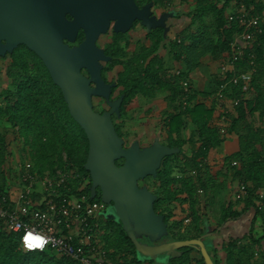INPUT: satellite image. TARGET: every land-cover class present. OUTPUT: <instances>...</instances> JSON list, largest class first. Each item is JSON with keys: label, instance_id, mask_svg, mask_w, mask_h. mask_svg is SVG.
Listing matches in <instances>:
<instances>
[{"label": "trees", "instance_id": "1", "mask_svg": "<svg viewBox=\"0 0 264 264\" xmlns=\"http://www.w3.org/2000/svg\"><path fill=\"white\" fill-rule=\"evenodd\" d=\"M146 1L165 2L167 6L175 2ZM220 1L223 3L219 4ZM239 2L240 0H199L194 10V24L184 27L175 38H169L161 27L152 29L147 32L151 44L142 45L130 55L127 49L118 43L124 40L128 46V33L113 31V42L105 45V51L111 56V60L105 64L103 73L117 65L123 68L114 80L117 83L114 91L121 87V93L124 94L121 115L118 117L120 119L127 115L126 105L133 102L138 95L157 97L160 94L168 104V108L164 110L166 116L162 128L167 134L166 143L179 147L180 152L166 156L157 176L153 177L160 187L154 192L158 196L154 208L165 216L168 223L169 236L164 240L198 238L207 232L201 223L204 224L208 220L201 218H207L208 215L205 212L200 214L196 205L200 201V195L205 197L204 200L213 197L218 186L216 179L221 177L219 185H230L234 194L237 189L233 186L235 182L236 185L246 184L249 196L238 200L244 203L241 209H235L232 200L223 204L219 226L243 217L252 208L254 215L247 234L228 236L219 245H216L215 239L212 238L218 227L209 231L210 234L204 237L207 249L208 246L211 248L208 251L215 264H264V204L260 207L257 202V192L264 190V126L257 123L264 121V25L262 32L254 38V45L247 47L237 62V72L252 67L255 69L252 79L239 84L229 82L225 90L229 99L238 98L239 103L225 113L226 121L223 124V112L218 111L215 94L219 85L228 81L234 73L228 72L225 76L221 74L223 77L216 82L215 88L208 93L202 92V99H199L198 91L192 87L190 80L191 72L197 68L203 55L209 52L214 58L222 60L226 54L231 53V42L236 35L245 31L239 21L229 19V14L236 10ZM244 2L253 14L264 16V0ZM228 6L231 8L229 11ZM205 15L209 16L217 35V39L210 42V50L205 41L201 40L202 20ZM82 37L83 34L80 35V38ZM161 46L167 47L172 61L181 63L182 66L165 65L163 56L158 53ZM28 51L34 55L31 56V63L27 60ZM11 57L13 61L8 69V77L12 87H6L3 91L4 106L0 105V120L5 118L13 127L11 129L15 133L14 136H19L25 145L27 154L23 153V156L30 160L40 173L52 171L56 166L62 165L64 152L76 169L90 178L91 185L90 173L84 166L88 155V138L84 129L71 116L60 87L54 83L40 57L30 49L15 51ZM251 60L254 61L253 65ZM184 81L189 82V91H185ZM207 95H212L210 102L205 98ZM115 126L123 137L119 124ZM189 127H192V130L185 136ZM232 133L238 135L239 148L226 156L216 173H213L206 161L210 150L219 147ZM4 142L5 139L1 136L0 168L8 164L10 156L9 145ZM186 145L188 148H185ZM233 161H237V164L234 165ZM5 185V178L0 176V190L9 192L10 188L6 189ZM199 189L202 190L201 194ZM92 200L102 201L100 195ZM173 201L190 203V213L194 215V220L184 230L181 229L182 221L172 220L175 211L169 203ZM104 216L106 219H103L101 243L110 254V259L117 264H150L151 261L136 250L122 223L117 224L109 220L110 214L107 211ZM187 217L190 215L186 214L185 218ZM219 247L224 252V257L220 256ZM181 249L182 256L171 259L172 264H206L199 248L190 245ZM0 264L76 262L72 258L55 254L53 250L24 251L14 233L0 222Z\"/></svg>", "mask_w": 264, "mask_h": 264}, {"label": "water", "instance_id": "2", "mask_svg": "<svg viewBox=\"0 0 264 264\" xmlns=\"http://www.w3.org/2000/svg\"><path fill=\"white\" fill-rule=\"evenodd\" d=\"M152 6L151 1L139 7L136 0H0V56L25 44L43 60L71 116L87 135L84 166L91 176V199L97 197L99 188L101 200L112 206L136 250L150 264H172L171 259L182 256L181 248L190 245L199 248L206 264H215L204 241L210 232L160 244L140 240L143 236L154 243L169 236L165 216L154 208L157 194L139 182L156 177L162 160L180 152V148L163 144L159 137L145 147L138 140L126 145L113 120L114 114L121 115L124 95L111 99L117 83L107 82L102 75L103 63L111 56L97 45V40L109 31L112 22L114 32L125 33L140 20L147 32L162 27L166 34V20L177 13L170 10L157 17ZM67 13L72 15L71 20ZM80 28L84 40L70 47L64 40L74 42ZM94 96L105 98L110 109L102 113L95 110Z\"/></svg>", "mask_w": 264, "mask_h": 264}, {"label": "built area", "instance_id": "3", "mask_svg": "<svg viewBox=\"0 0 264 264\" xmlns=\"http://www.w3.org/2000/svg\"><path fill=\"white\" fill-rule=\"evenodd\" d=\"M229 19L239 21L245 31L236 35L231 42V53L220 61L223 76L228 72L234 73L228 81L219 85L215 94L218 111L223 112L221 124L226 121L225 113L239 103L238 98L229 99L225 94L229 82L239 84L252 79L255 69L252 67L237 72V62L244 50L254 45V38L262 32L264 25V16L253 14L244 0H240L236 10L229 14ZM251 64H254L253 60ZM183 86L185 91H189L188 81H184ZM233 164L236 165L237 161ZM16 169L14 189L9 192L0 190V222L14 233L24 251L53 250L59 256L72 258L76 264H117L110 259V254L101 243L105 203L91 199L90 178L76 169L66 153H63L62 165L52 171L40 173L28 159L20 162ZM236 188L234 195L237 200L249 196L246 184H237ZM198 192L202 193V190ZM257 195L261 207L264 190L260 189ZM26 229L51 238L52 242L42 251L39 248L29 251L22 243ZM30 243L35 244V241Z\"/></svg>", "mask_w": 264, "mask_h": 264}, {"label": "rangeland", "instance_id": "4", "mask_svg": "<svg viewBox=\"0 0 264 264\" xmlns=\"http://www.w3.org/2000/svg\"><path fill=\"white\" fill-rule=\"evenodd\" d=\"M198 2L199 0H176L174 5L172 3L168 6L166 5L167 8L165 6V2L162 3L165 9H169V7H172V10L180 14L176 15V17L171 18L169 20V38L177 37L184 27L189 24H194V10ZM222 3L223 2L220 1L219 4ZM159 6L156 9L157 12H159V8L161 9L162 7ZM230 9L231 8L228 6L227 11H229ZM197 22L199 21H196V23ZM202 30L203 33L201 36V40L205 41L206 47L208 48V50H210V42H214V40L217 39V35L215 34L212 24L209 20V16L207 15H205L204 19L202 20ZM127 36L130 39V43L128 44V46L125 45L124 40H120L118 41V43L121 47L127 49V53L129 55L132 54L134 51L139 50L142 45L149 46L151 44L150 39L147 37V32L143 30L139 25L136 26L130 33H128ZM112 40V33L109 32L108 34L102 35L98 42L101 46L104 47L105 45L113 42ZM158 53L163 56L165 65L182 66L181 63L172 61L169 49L167 47L161 46ZM27 57L29 59L28 61L31 63L33 58L30 54H28ZM220 61L221 58H214L212 54L208 52L199 59L197 68L193 72H191L190 80L192 83V87L198 91L199 99H202L204 97L202 96V92L208 93L213 88H215V84H217L216 82H218L219 78L222 76L221 73L219 74ZM11 63L12 62L9 58L0 59V105L3 106V91L6 87H12L11 79L8 77V69L10 68ZM122 69L123 68L121 65H117L112 70H106L104 74L106 78L110 80H116L118 72H120ZM120 90L121 87H118L116 90V94ZM211 96H205L206 100L210 102L212 99ZM95 102L96 110L100 111L104 107V105H102L98 99H95ZM167 108L168 104L163 99V96H160V94L157 97H147L144 95H138L133 102L126 105L125 110L127 115L125 116V118H114L115 124L118 123L123 132V138L125 139L126 145H130L134 140H138L141 146L148 145L152 142L153 138L155 137H159L160 140L167 142V134L163 131L162 128L166 116L164 110H166ZM257 123H261V125L264 126V121H258ZM11 128L13 127L10 126V124L5 118L0 120V137H4V143H7L9 145L8 152H10V156L8 157V164L0 168V176H3L5 178V188L7 189L9 187L10 190L14 189L15 186L17 176L16 167L19 165L20 162L27 160L23 156V153L27 154L25 145L23 142L20 141L19 136H14L15 133H13V130ZM191 130L192 127H189L185 132V136H188ZM1 146L2 143H0V147ZM185 148H188V145H186ZM231 151V144L229 146H224L221 144L218 148H213L210 150L206 161L208 166L211 167L213 173H216L220 163L223 162L224 158L228 156L229 152ZM180 158H182V155L180 156ZM216 180L218 186L216 187V190H214L213 197H207V200H204L205 197L200 195V201L196 205L199 209L200 214L203 215V213L205 212V214L208 215L207 218H201V220H208V223H201L202 225H204L207 232L212 231L217 227L218 229L219 227H224V225L226 224L224 223L223 225L219 226L218 223L219 220H221L223 204L232 200L235 209H239L238 206L241 205L240 202L235 198L233 187L231 188L230 185L226 187H222V185H219V182L222 181L221 177H218ZM139 184L141 186L147 185L148 188L153 192H156L160 188L159 183L153 177H146L145 179L140 180ZM169 205L174 208L175 211V215L172 220L182 221L183 223L181 225V229H186V227H188L194 220V215L190 213V203L187 201L181 204L179 201H173L169 203ZM109 211H111V213H114L112 207L109 208ZM186 214H189L190 217L185 218ZM230 225V227L232 228V225H234V223ZM214 242L216 243V245L221 244L219 240L217 241V239L216 241L214 240ZM208 249L211 248L208 246Z\"/></svg>", "mask_w": 264, "mask_h": 264}, {"label": "flooded vegetation", "instance_id": "5", "mask_svg": "<svg viewBox=\"0 0 264 264\" xmlns=\"http://www.w3.org/2000/svg\"><path fill=\"white\" fill-rule=\"evenodd\" d=\"M149 2H151V1H146V0H142V1H140V0H136V3L138 4V6L139 7H143L144 5H146L147 3H149ZM153 2V6H152V12H153V15H156L157 17H160V15L163 13V12H166V11H170V10H172V9H170V10H167V9H165L163 6V4L162 3H155L154 1H152ZM162 6L161 7V9L159 8V12H157L156 11V9L158 8V6ZM159 6V7H160ZM66 17L68 18V19H72L73 17H72V15L71 14H69V13H67V15H66ZM174 17H176V15L175 16H173V17H169L167 20H166V24H167V26L170 28V26H169V24H170V22H169V20L171 19V18H174ZM140 26L143 30H145L146 31V29H145V26L144 25H142V23H141V21L140 20H135L134 21V24H133V26H132V28L129 30V31H127V33H130L136 26ZM159 28V27H158ZM162 28V27H161ZM163 30H164V28H163ZM169 31V30H168ZM168 31H167V33H168ZM112 33L113 32V22L111 23V26H110V28H109V31L106 33V34H108V33ZM147 32V31H146ZM126 33V32H125ZM164 33H165V30H164ZM166 33V34H167ZM81 34H83V37L82 38H80V35ZM102 35H104V34H102ZM101 35V36H102ZM100 36V37H101ZM100 37H99V39L97 40V45L99 46V47H102L104 50H105V46L103 47V46H101L100 45V43L98 42L99 40H100ZM84 38H85V33H84V30L82 29V28H80L79 29V31H78V34H77V37H76V40L74 41V42H71V41H68L67 39H65L64 40V42L65 43H68L69 44V46L70 47H75V46H78L83 40H84ZM2 42H5V40H2ZM27 49H30L27 45H25V44H19L12 52H7L5 55H1L0 56V59H7V58H9L10 60H11V62L13 61L12 60V57H11V54H13L15 51H26ZM31 50V49H30ZM33 53H35L33 50H31ZM105 53H106V51H105ZM28 54H30L31 56H33L34 57V55L31 53V52H29L28 51ZM36 54V53H35ZM106 54H108V53H106ZM37 55V54H36ZM38 56V55H37ZM39 57V56H38ZM41 59V58H40ZM27 60H29L28 58H27ZM42 60V59H41ZM43 61V60H42ZM44 63V62H43ZM107 62H105V63H103L104 64V66H105V64H106ZM104 68V67H103ZM83 72H84V74L85 75H87V76H89V74H88V72L84 69L83 70ZM102 75H103V78L107 81V82H115L114 80H110V79H108V78H106V76H105V74L103 73V70H102ZM92 85H95L94 83H92ZM114 88L115 87H113V89H112V93H111V99L112 100H116L117 98H119L121 95H124L123 93H121V90L116 94V90L114 91ZM95 99H98L99 100V102L102 104V105H104V107L99 111V110H97V111H99V112H104V111H106V110H109L110 109V107H109V105H108V102H107V100L105 99V98H103V97H99V96H94L93 97V105H94V108H95V106H96V102H95ZM123 101H124V97H123ZM123 101H122V103H121V106H120V111H121V108H122V105H123ZM95 110H96V108H95ZM116 117H119V116H117L116 114H114L113 115V120H114V118H116ZM115 123V122H114ZM156 138V137H155ZM155 138H153V140H152V142L150 143V144H148V145H143V146H141V147H145V146H149V145H151L153 142H154V140H155ZM163 144H166V145H169L168 143H166L165 141H163V140H160ZM127 146H129V145H127ZM170 146V145H169ZM170 147H177V146H170ZM122 162H123V160H122ZM148 178V177H147ZM97 192H98V194H97V196L98 195H100V193H101V191H100V189L98 188L97 189ZM110 207H112L111 205H107V204H105V206H104V210H103V213L104 212H108L109 214H110V218H108L109 220H112V221H114V222H116L117 224H120L121 222L119 221V219H118V217L115 215V213H111V211H109V208ZM105 217V216H104ZM106 219V218H105ZM114 228L116 229L117 228V226L115 225L114 226ZM140 240L142 241V242H145V243H150V244H160V243H162V242H164V241H167V240H160V241H157V242H154V243H152V242H150L147 238H145V237H140Z\"/></svg>", "mask_w": 264, "mask_h": 264}, {"label": "crops", "instance_id": "6", "mask_svg": "<svg viewBox=\"0 0 264 264\" xmlns=\"http://www.w3.org/2000/svg\"><path fill=\"white\" fill-rule=\"evenodd\" d=\"M175 2H176V0H175ZM175 2H174V4H175ZM173 5H171V6H173ZM166 8H167V6H166ZM169 9H172V7H169ZM169 9H167V10H169ZM220 63H219V65H220ZM220 73H221V71L219 72V74ZM230 144L232 145V151L229 152V155L236 152L239 148V138H238L237 134L232 133V134L228 135L227 139L222 143V145H224V146H226V145L229 146ZM223 157H224V155H223ZM234 186H237L236 182H235ZM240 204L241 205L238 206L239 209H241L243 207L244 203L240 202ZM253 215H254V208H252L243 217H241L237 220H230L224 225V227H221V228L219 227L217 232L215 234H213L212 238L215 239V241L217 239V241L219 240V242H222V240L226 239L228 236H243V235L247 234L249 227H250L251 220L253 218ZM232 223H234V225H232V228H231L230 224H232ZM219 253L221 254L220 256L224 257V252L221 250V247H219Z\"/></svg>", "mask_w": 264, "mask_h": 264}, {"label": "clouds", "instance_id": "7", "mask_svg": "<svg viewBox=\"0 0 264 264\" xmlns=\"http://www.w3.org/2000/svg\"><path fill=\"white\" fill-rule=\"evenodd\" d=\"M43 218L46 217H42V219ZM30 241H35V244L30 243ZM50 242H52L51 238L44 237L40 234H35L31 230L27 229L25 231L24 237L22 238V243L24 244V247L29 251L37 250V248L42 251L44 247Z\"/></svg>", "mask_w": 264, "mask_h": 264}]
</instances>
